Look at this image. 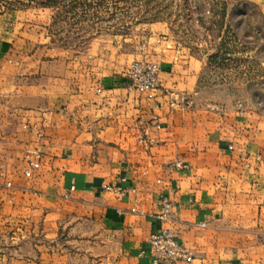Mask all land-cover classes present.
I'll return each instance as SVG.
<instances>
[{
  "label": "crops",
  "instance_id": "1",
  "mask_svg": "<svg viewBox=\"0 0 264 264\" xmlns=\"http://www.w3.org/2000/svg\"><path fill=\"white\" fill-rule=\"evenodd\" d=\"M7 19L0 15V264H151L148 239L161 226L194 264H264V117L206 110L210 54L163 46L159 88L141 94L101 74L94 55L37 54ZM29 150L41 157L26 177ZM175 159L189 170L168 168ZM121 176L135 195L102 189Z\"/></svg>",
  "mask_w": 264,
  "mask_h": 264
},
{
  "label": "rangeland",
  "instance_id": "2",
  "mask_svg": "<svg viewBox=\"0 0 264 264\" xmlns=\"http://www.w3.org/2000/svg\"><path fill=\"white\" fill-rule=\"evenodd\" d=\"M38 1L0 0L7 27L37 54L94 55L101 74L123 77L131 62H159L163 46L180 43L212 58L202 75L206 110L244 116L254 108L264 117V0Z\"/></svg>",
  "mask_w": 264,
  "mask_h": 264
},
{
  "label": "built area",
  "instance_id": "3",
  "mask_svg": "<svg viewBox=\"0 0 264 264\" xmlns=\"http://www.w3.org/2000/svg\"><path fill=\"white\" fill-rule=\"evenodd\" d=\"M160 65L158 62L149 60H135L128 66L123 78L124 83L138 91L139 93H149L159 88ZM167 94V91H164ZM170 107L175 106V101H169ZM218 108V106H212ZM157 120V117H153ZM158 126V124H157ZM40 153L37 150H29L27 152V168L24 171L26 177L31 176V171L40 165ZM257 157H259L257 155ZM170 169L189 170V164L183 159H175L168 166ZM129 180L126 176H121L115 183H104L101 187L103 190L112 193L117 197H124L129 193L136 194L135 188L128 184ZM7 185H10L7 182ZM71 189L73 187L71 186ZM161 205L164 209H169L172 206L171 201L167 197L161 198ZM161 220L166 219V213L157 214ZM204 225V224H202ZM149 253L151 264H194L195 257L190 248L180 240L171 228L161 226L153 232L148 239Z\"/></svg>",
  "mask_w": 264,
  "mask_h": 264
},
{
  "label": "trees",
  "instance_id": "4",
  "mask_svg": "<svg viewBox=\"0 0 264 264\" xmlns=\"http://www.w3.org/2000/svg\"><path fill=\"white\" fill-rule=\"evenodd\" d=\"M30 1H32V2H34V1H37V0H30ZM37 4L38 5H42V6H58V3L57 2H51V1H42V0H39L38 2H37Z\"/></svg>",
  "mask_w": 264,
  "mask_h": 264
}]
</instances>
